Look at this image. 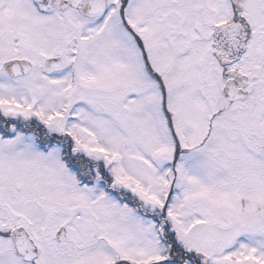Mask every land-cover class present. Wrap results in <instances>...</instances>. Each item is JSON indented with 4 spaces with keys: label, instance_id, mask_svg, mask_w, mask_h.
Masks as SVG:
<instances>
[{
    "label": "snow or ice",
    "instance_id": "snow-or-ice-1",
    "mask_svg": "<svg viewBox=\"0 0 264 264\" xmlns=\"http://www.w3.org/2000/svg\"><path fill=\"white\" fill-rule=\"evenodd\" d=\"M0 264H264V0H0Z\"/></svg>",
    "mask_w": 264,
    "mask_h": 264
}]
</instances>
